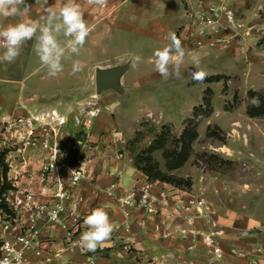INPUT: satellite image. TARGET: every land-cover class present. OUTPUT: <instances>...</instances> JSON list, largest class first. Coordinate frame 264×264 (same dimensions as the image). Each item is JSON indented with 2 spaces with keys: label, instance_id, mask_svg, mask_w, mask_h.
Listing matches in <instances>:
<instances>
[{
  "label": "rangeland",
  "instance_id": "374dc122",
  "mask_svg": "<svg viewBox=\"0 0 264 264\" xmlns=\"http://www.w3.org/2000/svg\"><path fill=\"white\" fill-rule=\"evenodd\" d=\"M194 1L123 0L104 9L88 5L84 17L93 30L80 55L64 61V71L56 77L48 76L32 41L14 62H0V116L14 119L30 113L61 112L68 120L61 143L69 148L71 137L80 142L77 153L85 159L87 170L98 153L107 155L113 164L135 168L134 157L148 149L161 133L166 132L164 146L169 150L174 149V140L184 128L196 130L198 137L189 159L171 174L191 179L192 187L181 190L209 204L215 226L208 216L199 219L200 224L221 229L218 222L222 215L216 213L214 205L223 209L225 201L231 200L238 208L241 202H251L256 197L257 174H264V134L253 130L264 126V117L250 118L247 114L250 91L264 98V3ZM169 33L177 35L186 52L180 80H165L150 62L157 49L170 43ZM133 55L142 57L136 68L130 63ZM74 60L84 63L83 70L76 74L71 71ZM197 60L206 70V78L222 79L193 81L191 73ZM97 72L114 74L115 82L98 92ZM204 99L213 109L208 118L203 117ZM195 107L202 109L194 119ZM91 112L97 113L91 116ZM75 117L83 122L76 124ZM6 154L7 163L3 161V165L9 178L7 186L16 184L32 191L33 182H39L38 174L47 164L46 153L38 147L22 151L13 144ZM152 157L167 172L163 149L155 150ZM89 182L95 185L94 180ZM211 187L215 190L209 198L207 190ZM188 196L177 201L179 216L185 221L189 214L181 210V204ZM166 197L169 204L173 196L167 193ZM219 232L204 235L213 239L209 246L214 245ZM188 233L193 235L194 231ZM220 261L215 256V263Z\"/></svg>",
  "mask_w": 264,
  "mask_h": 264
},
{
  "label": "crops",
  "instance_id": "0c3cea01",
  "mask_svg": "<svg viewBox=\"0 0 264 264\" xmlns=\"http://www.w3.org/2000/svg\"><path fill=\"white\" fill-rule=\"evenodd\" d=\"M122 1L108 0V4L115 7ZM239 1L264 3V0ZM60 2L64 3L66 0H26V3L31 6V19H39L46 14L45 10L48 7L56 8ZM77 3L81 5L83 13L88 14L86 0H77ZM125 17L121 16L122 19ZM84 18L86 20V17ZM20 19L18 16L0 17V28L17 23ZM34 43L35 39L32 40V47ZM253 130L257 134H264V126H257ZM112 162L113 160H108L107 155L101 153L93 158L89 165V178L74 190L75 196H79L82 200L76 199L74 204L67 205V210L61 215L60 223L42 227L40 241L45 252L42 257L31 256L35 263L251 264L250 261L255 259L258 260V264H264V174L261 171L256 177V197L251 199V202H241L238 208L232 206L231 200L225 201L223 209L217 204L214 205L216 213L223 216L220 218L218 215V224L221 229H215L210 224L202 225L199 221L190 226L179 216L177 201L191 193L158 181L150 182L161 188L164 193L173 196L169 204L167 203L166 210H163L161 214L150 215L142 208L120 206L119 197L149 180L133 166L124 167L120 163ZM89 180H94L95 187L90 186ZM33 183L32 192L38 202L55 203L50 190L42 192L39 182ZM112 185L114 186L111 187ZM213 190L212 187L207 190L209 198L213 195ZM74 206L81 211L82 215L77 228L78 238L87 230L83 221L93 209L102 207L107 211L115 230L103 248H98L95 252H89L79 246L73 251L66 248L65 233L66 228L74 226L70 220V209ZM234 211H239L240 214ZM217 230L221 232L214 236V246L211 247L206 244L204 235L214 234ZM189 231H194L193 235L189 234ZM213 248H220L222 251V258L218 263H215ZM48 254L53 257V260L45 263L44 257Z\"/></svg>",
  "mask_w": 264,
  "mask_h": 264
},
{
  "label": "built area",
  "instance_id": "2783aa9c",
  "mask_svg": "<svg viewBox=\"0 0 264 264\" xmlns=\"http://www.w3.org/2000/svg\"><path fill=\"white\" fill-rule=\"evenodd\" d=\"M96 113L91 112L90 115L95 116ZM75 121L76 124L83 122L79 117H75ZM67 123L66 116L57 110L30 113L14 119L7 115L0 116V260L7 258L15 264V253L22 251L23 264H37L31 256L42 257L45 252L40 241L42 227L60 223L67 205L74 204L76 199L82 200L75 196L74 190L89 178L87 164L77 153L80 142L76 138H69V148L61 143ZM88 126L89 122H84V127ZM68 137L70 136L67 135L66 138ZM13 144L22 151L38 147L46 153L47 164L39 172L38 180L42 192H52L54 204L38 202L32 191L22 190L16 184L7 186L9 178L4 171L3 161L7 163L6 153ZM73 170L74 175L71 174ZM118 203L122 207L142 208L147 214L157 215L166 210L167 197L161 188L146 181L140 187L119 197ZM181 210L189 214L186 221L192 225L199 219L206 220L208 216L215 226L216 221L209 216V204L196 194L188 196L181 204ZM81 219V211L75 206L72 207L70 220L74 226L65 227L66 248L69 251L79 246L77 228ZM212 240V237L205 238L207 245H212ZM213 254L217 259L222 258L220 248H213ZM44 259L45 263H50L53 257L48 254ZM252 264H258V260H253Z\"/></svg>",
  "mask_w": 264,
  "mask_h": 264
},
{
  "label": "clouds",
  "instance_id": "9594fccd",
  "mask_svg": "<svg viewBox=\"0 0 264 264\" xmlns=\"http://www.w3.org/2000/svg\"><path fill=\"white\" fill-rule=\"evenodd\" d=\"M86 3L104 9L108 0H86ZM45 11L46 14L39 19H31V6L26 0H0V17L21 18L17 23L0 28V49H3L0 62H14L20 56L23 47L34 39L33 50L50 77H56L64 71V61L72 60L73 55H80L93 30L84 18L81 5L77 0H66L62 5L56 8L48 7ZM168 38L170 43L162 49H157L150 62L154 63L156 72L165 80L169 78L180 80L183 78L181 66L185 63L186 52L175 33H169ZM141 61V56L133 55L130 63L136 68ZM195 67L191 79L201 83L205 80L207 72L200 67L198 60L195 61ZM83 68V61H72V74L82 71ZM249 103L259 106L260 99L252 97ZM71 174L74 175L75 170ZM83 223L87 230L81 233L77 243L79 247L89 252L103 248L115 230L107 211L102 207L93 209L84 218ZM22 256V251L15 253V264H23ZM0 264H12V261L5 258L0 260Z\"/></svg>",
  "mask_w": 264,
  "mask_h": 264
},
{
  "label": "trees",
  "instance_id": "16d2710c",
  "mask_svg": "<svg viewBox=\"0 0 264 264\" xmlns=\"http://www.w3.org/2000/svg\"><path fill=\"white\" fill-rule=\"evenodd\" d=\"M221 79V76H215L205 78L204 81L218 82ZM252 97H259L260 104L259 106H254L250 103L247 108L248 116L250 118L264 117V98L259 93L250 91L248 93V98L251 99ZM204 100L206 110L204 111L203 117L208 118L211 116L213 109L210 101L206 99ZM201 109V107L194 108V119L197 117L195 113H198ZM165 133H161L159 139L151 144L148 149L134 157V166L138 171L142 172L149 181H158L179 189H190L192 187L191 179L176 177L171 173L180 169L187 162L191 153L192 144L197 139L198 134L196 130H191L188 127L184 128L180 137L174 140V149L167 150L164 146ZM158 149H163V158L166 162L165 167L167 172L162 171L159 163L152 157V153Z\"/></svg>",
  "mask_w": 264,
  "mask_h": 264
},
{
  "label": "water",
  "instance_id": "95a60500",
  "mask_svg": "<svg viewBox=\"0 0 264 264\" xmlns=\"http://www.w3.org/2000/svg\"><path fill=\"white\" fill-rule=\"evenodd\" d=\"M115 82V75L110 74L108 76L103 75L101 72L96 74V86L97 91L100 92L105 85L113 84Z\"/></svg>",
  "mask_w": 264,
  "mask_h": 264
}]
</instances>
